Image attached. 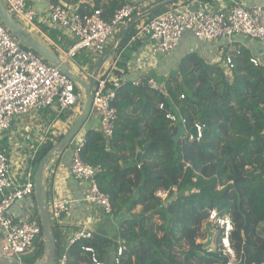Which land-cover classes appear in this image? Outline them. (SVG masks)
<instances>
[{"label": "trees", "instance_id": "16d2710c", "mask_svg": "<svg viewBox=\"0 0 264 264\" xmlns=\"http://www.w3.org/2000/svg\"><path fill=\"white\" fill-rule=\"evenodd\" d=\"M51 2L74 5L71 8L80 13L100 10L107 22L127 3ZM172 4L160 6L144 20L168 10ZM142 11L135 10L128 22ZM136 27L135 21L112 53L117 60L113 69L116 82H108V88L115 90L112 137L107 138L101 130L86 129L79 150L83 161L102 167L98 186L110 201L111 214L123 218L114 237L95 233L71 244L73 235L52 224L56 244L53 264L62 257L66 258L65 264H90L91 253L82 246L92 247L105 264H225L229 257L223 251L218 225L215 250L205 249L201 242L206 238L203 223L211 210L218 216H229L232 222L228 239L237 263L264 264V237L256 232V226L264 222V65L253 64L251 52L241 46L232 51L224 49L221 58L214 61L190 51L167 72L143 75L138 84L123 81L131 55L145 42H129ZM110 48L102 50V57L89 67L91 71ZM227 54L233 61L231 68L223 64ZM88 60L81 51L71 61L84 68L90 64ZM148 78L156 80L157 89L148 86ZM166 110L186 119L187 134L177 141L174 136L179 126L166 120ZM195 123L203 125L199 139ZM59 140L48 136L41 145L31 161L32 178L41 159ZM136 146L142 151L139 164L135 161ZM4 152L8 156V149ZM158 189L168 192L165 199L155 195ZM138 205L141 209L135 212ZM45 244L41 230L22 261L35 264L42 259ZM118 245L123 251L116 263ZM110 248L115 251L113 259L108 258Z\"/></svg>", "mask_w": 264, "mask_h": 264}, {"label": "built area", "instance_id": "2783aa9c", "mask_svg": "<svg viewBox=\"0 0 264 264\" xmlns=\"http://www.w3.org/2000/svg\"><path fill=\"white\" fill-rule=\"evenodd\" d=\"M1 1L14 18L26 23H31L34 19L35 12L28 0ZM225 1L229 5L220 9L214 4L218 2L224 5ZM135 10V5L126 3L116 11L113 19L107 22L100 10L80 13L62 3H53L48 7L47 20L53 25L67 29L74 37L73 43L65 52L67 61L84 50L101 51L108 37L115 30L124 27L127 18ZM185 32H190L203 42L242 35L247 40L259 41L264 45V4L247 6L241 0H189L174 3L168 10L139 25L134 38L147 37L154 43L160 55H166L179 45ZM250 61L255 65H264V58L259 56H252ZM223 64L228 68L233 67L230 55L224 56ZM87 76L90 79L92 74L87 73ZM108 82L110 81L107 73L95 77L91 90V114L98 116L100 130L107 138H111L116 120V110L112 106L115 90L108 88ZM138 83L139 81H134V84ZM147 83L152 89L158 87L153 78H148ZM76 85L58 66L45 61L33 50L21 46L0 18V137L11 128L18 116L47 108H54L58 115L66 111L75 112L81 100ZM159 108H163V103L159 104ZM164 115L171 125L185 127L186 119L181 115L170 110H166ZM194 128L196 138L199 139L203 125L195 123ZM83 145V135L71 141L69 173L75 180L86 184L84 202L111 214L110 201L97 182L102 167L82 160L79 150ZM26 174L27 179L24 182L15 180L10 173L7 156L0 152V255L7 259L22 260V255L33 245L41 231L36 219L14 222L9 216L15 203L30 196L33 191L32 173ZM71 205L70 197L55 192L48 204L50 221L58 223L62 214L71 209ZM207 220L222 229L221 245L229 257L225 264H238L228 239L232 230L229 216H218L217 211L211 210L205 221ZM92 236V231L82 228L71 237L69 243ZM82 249L91 253L90 264H105L94 254L92 247L82 246ZM122 251V246L118 245L116 263L119 262ZM65 263L66 258L62 257L58 264Z\"/></svg>", "mask_w": 264, "mask_h": 264}, {"label": "crops", "instance_id": "0c3cea01", "mask_svg": "<svg viewBox=\"0 0 264 264\" xmlns=\"http://www.w3.org/2000/svg\"><path fill=\"white\" fill-rule=\"evenodd\" d=\"M82 1L90 2V0ZM126 1L127 3L135 5L136 10H143L131 21L132 23L136 21V33L138 26L145 22L144 17H147V15L150 14L149 13L145 15L144 13L153 9V7H155L157 4L167 0ZM241 1L247 6L264 4V0ZM27 2L34 9V19L31 21V23H26L19 18H15L16 21L24 28L27 33L36 38V40L48 47L51 51L55 52L58 57L65 60V52L73 43L74 37L67 29L53 25L47 20L48 7L53 3L51 0H28ZM227 3L228 2L225 1L224 5H220L218 2H214L218 9H220V7L226 6ZM69 6L70 8H74V5ZM129 23L130 22H128L127 18L126 25ZM121 30L122 28L115 30L108 37L103 49L108 46H111L110 50L116 49L117 41L120 36L119 35L117 38V35ZM135 33L130 38L129 42L135 40ZM111 38H113V42L109 44V41H112L110 40ZM136 39H144L145 42L137 52L131 55L130 61H128L127 73L122 78L123 81H140L143 78V75H148L151 73L160 74L162 70L167 72L172 68L171 66H174V64L181 58L182 55L190 51H196L197 48H194L193 46L197 44L203 48L202 54H204L205 57L209 58L211 61L221 58V54L223 53L224 49L226 51H232L240 46L248 49L252 56L264 58L263 43L259 41L247 40V38L242 35L234 36L231 39L224 38L219 39L218 41L203 42L196 39L190 32H185L181 42L176 47L177 49L175 48L166 55H160L154 43L149 41L147 37L142 36ZM178 48L180 50H178ZM102 50L82 51L83 54L86 55L87 59H89L88 61L90 64L84 68H80L71 60H67L66 63L68 68L73 73L77 75L79 74L80 77L88 80L87 73L93 74L94 72L91 71L89 67L91 65H95L100 57H102ZM114 50L110 54L109 51L106 53V55L108 54V58L102 64L98 73L100 75L107 73L109 76V81L111 82H116V76L113 74V69L115 68L117 61L115 56L112 55ZM106 55L102 58V60L106 57ZM160 64L163 66H161L163 68L162 70L160 69ZM80 113L81 112L77 111H66L58 115L54 108H47L41 111H33L28 114L16 117L11 128L0 137V152L5 154L4 151L8 149L9 153L7 158L9 160L10 173L12 174L13 178L20 182H24L27 179L26 173H32L31 161L39 151L41 145L47 140L48 136L50 139H60ZM74 114L77 116H74ZM63 116H65V118H63ZM89 128L100 130V121L97 115L90 113L83 126V129L81 130L82 134L86 129ZM82 134H80L79 137L82 136ZM70 162L71 150L67 149L63 153L53 156L43 173V186L47 194L48 204L55 196V192L57 194L66 195L72 199L71 209L68 212L62 214L58 223H56L63 227L66 230L67 235L70 236L74 235L82 228H87L88 230L92 231L93 234L98 233L105 236L104 216L112 214H106L100 207L88 205L86 202H84L83 198L87 188L86 184L75 180L70 175ZM9 216L14 222H20L27 219H36L38 221L39 212L35 201L34 188L30 196H27L15 203L9 212ZM51 224L55 223L51 222Z\"/></svg>", "mask_w": 264, "mask_h": 264}, {"label": "water", "instance_id": "95a60500", "mask_svg": "<svg viewBox=\"0 0 264 264\" xmlns=\"http://www.w3.org/2000/svg\"><path fill=\"white\" fill-rule=\"evenodd\" d=\"M175 1H178V0H167V1L161 2L157 4L155 7H153V9L146 11L144 14L145 15L149 14L152 11L156 10V8H159L160 6L167 4V3H175ZM0 18L3 24L10 31L13 37L20 43L21 46L30 48L35 53H37L40 57H42L45 61L55 66H58L60 71L64 75L69 77L71 80H73L77 84V86L81 89L84 95V105L81 110V113L76 118V120L72 123V125L69 127L66 133L60 138V140L41 159L34 173V181H33L34 182V196H35V201H36V205H37L38 212H39V219H40L42 234L47 244L46 257L42 264H53L54 259H55L56 244H55V239L51 231L52 224H51L50 217H49L47 194L43 186V173L49 161L52 159V157L57 154L63 153L65 150H67L71 141L83 129V126L91 113L92 86L94 84L95 77L98 75L102 64L108 58V54L100 62V64L96 67V69L94 70L92 74V77L89 80H85L79 75L73 73L68 68L67 63L63 59L58 57V55L55 52L51 51L48 47L40 43L38 40H36V38L31 36L29 33H27L24 30V28L12 16V14L7 10V8L2 3L1 0H0ZM131 24L132 22H130L126 26V28L122 31V33L120 34L118 38L116 46H118V44L121 42L122 38L126 34ZM113 50L114 49H111L109 51V54ZM184 136H186V129L183 126H179L177 133L174 136V139H176L177 141L179 137H184ZM135 161L138 164L141 163L142 161V151L140 150L138 146H136V150H135ZM119 163L120 165H122L121 161H119ZM0 264H26V263H24L22 260H18L14 258L7 259L0 255Z\"/></svg>", "mask_w": 264, "mask_h": 264}, {"label": "rangeland", "instance_id": "374dc122", "mask_svg": "<svg viewBox=\"0 0 264 264\" xmlns=\"http://www.w3.org/2000/svg\"><path fill=\"white\" fill-rule=\"evenodd\" d=\"M175 2L176 3H180V2H183V1L178 0V1H175ZM110 40H112V41H109V44H111L113 42V38H111ZM193 47L194 48H197L196 52L202 54V52H203L202 49L203 48L199 44L194 45ZM178 50H180V49L178 48ZM161 66L162 65L160 64V67ZM162 67L160 68L161 70L163 69ZM79 93L81 94V100H80V102L78 103V105L75 108V110L77 112H81V110L83 108V105H84V95H83V92L81 91L80 88H79ZM74 116H77V115L74 114ZM70 125H71V123H70ZM80 134H82L81 131L77 134L76 138H78ZM68 149H70V145H69ZM166 193L167 192H165L163 189H160V190H156L155 191V195L158 196V197H160V198H162V199H165L167 197V194ZM140 209H141V207H140V205H138V206L135 207V210L134 211L135 212H139ZM122 218H123V216L114 215V214L104 216V224H105L104 234H105V236L114 237L116 235V233H117V225H118V223L120 222V220ZM203 228H204V230L206 229V238L202 240V243L204 244V248L207 249V250H209V251H214L215 248H216V238H217L216 228L213 225V223L211 221H209V220H207V221H205L203 223ZM256 232H258V234H260L262 237H264V222L259 223L256 226ZM46 251H47V244H45V253H44L42 259H40L37 262H35V264H42L43 263V261H44V259L46 257ZM108 254H109L108 255V258L109 259H113L114 256H115L114 255L115 254L114 249L113 248H110L108 250Z\"/></svg>", "mask_w": 264, "mask_h": 264}]
</instances>
